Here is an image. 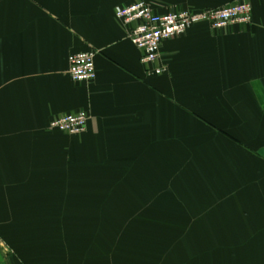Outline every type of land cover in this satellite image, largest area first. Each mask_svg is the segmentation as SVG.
<instances>
[{"label":"crops","instance_id":"crops-1","mask_svg":"<svg viewBox=\"0 0 264 264\" xmlns=\"http://www.w3.org/2000/svg\"><path fill=\"white\" fill-rule=\"evenodd\" d=\"M137 1L253 15L163 41L155 75L115 15ZM0 264H264V0H0Z\"/></svg>","mask_w":264,"mask_h":264},{"label":"built area","instance_id":"built-area-1","mask_svg":"<svg viewBox=\"0 0 264 264\" xmlns=\"http://www.w3.org/2000/svg\"><path fill=\"white\" fill-rule=\"evenodd\" d=\"M115 15L124 24L137 23L130 33V40L142 52L141 61L152 65L150 74L162 75L167 69L157 63L161 58L163 41L183 35L199 23H208L217 30L233 24H248L252 21L253 7L247 1H239L203 11L182 10L158 14L149 3L137 1L117 7ZM95 58L94 50L71 54L68 62L72 79L78 82L94 81L97 77ZM88 120L86 111L65 114L52 120L50 128L72 135L81 134L87 128Z\"/></svg>","mask_w":264,"mask_h":264},{"label":"rangeland","instance_id":"rangeland-1","mask_svg":"<svg viewBox=\"0 0 264 264\" xmlns=\"http://www.w3.org/2000/svg\"><path fill=\"white\" fill-rule=\"evenodd\" d=\"M235 134H236V130H235Z\"/></svg>","mask_w":264,"mask_h":264}]
</instances>
